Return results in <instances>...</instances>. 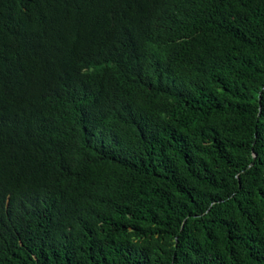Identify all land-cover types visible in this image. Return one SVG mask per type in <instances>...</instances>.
Segmentation results:
<instances>
[{
	"label": "trees",
	"instance_id": "trees-1",
	"mask_svg": "<svg viewBox=\"0 0 264 264\" xmlns=\"http://www.w3.org/2000/svg\"><path fill=\"white\" fill-rule=\"evenodd\" d=\"M0 264H264V0H0Z\"/></svg>",
	"mask_w": 264,
	"mask_h": 264
}]
</instances>
